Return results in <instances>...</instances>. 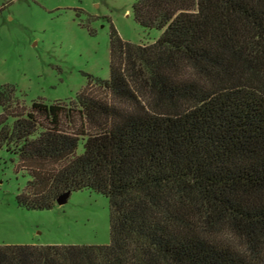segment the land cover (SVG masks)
<instances>
[{
    "label": "trees",
    "instance_id": "trees-1",
    "mask_svg": "<svg viewBox=\"0 0 264 264\" xmlns=\"http://www.w3.org/2000/svg\"><path fill=\"white\" fill-rule=\"evenodd\" d=\"M147 44L112 26L110 76L68 102L0 86V148L50 209L107 197L104 245H0V264H264V0H135ZM79 144L82 152L78 153Z\"/></svg>",
    "mask_w": 264,
    "mask_h": 264
},
{
    "label": "rangeland",
    "instance_id": "rangeland-1",
    "mask_svg": "<svg viewBox=\"0 0 264 264\" xmlns=\"http://www.w3.org/2000/svg\"><path fill=\"white\" fill-rule=\"evenodd\" d=\"M135 0H0V86L16 87L26 106L75 99L88 75L110 76V33L147 44L161 31L134 18ZM2 108L0 106V114ZM79 144L77 152H82ZM0 148V245H104L110 242L107 197L71 192L66 202L32 210L17 204L27 176Z\"/></svg>",
    "mask_w": 264,
    "mask_h": 264
},
{
    "label": "water",
    "instance_id": "water-1",
    "mask_svg": "<svg viewBox=\"0 0 264 264\" xmlns=\"http://www.w3.org/2000/svg\"><path fill=\"white\" fill-rule=\"evenodd\" d=\"M69 197V193H64L62 195H60L58 198H57V203L58 204H62L64 202H66V200L68 199Z\"/></svg>",
    "mask_w": 264,
    "mask_h": 264
}]
</instances>
